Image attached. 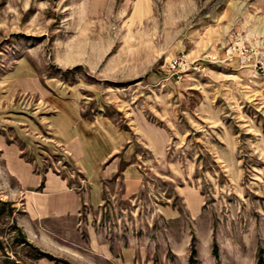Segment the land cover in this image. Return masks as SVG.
<instances>
[{"label":"rangeland","instance_id":"obj_1","mask_svg":"<svg viewBox=\"0 0 264 264\" xmlns=\"http://www.w3.org/2000/svg\"><path fill=\"white\" fill-rule=\"evenodd\" d=\"M182 54L193 66L177 82L167 63ZM30 74L76 91L86 112L100 103L122 126L141 115L169 136L158 161L135 134L144 187L107 195L94 223L108 240L138 239L141 264H190L192 248L196 264H264V0H0V88ZM34 100L0 103V139L39 116ZM14 203L0 188L3 253L56 264L25 240Z\"/></svg>","mask_w":264,"mask_h":264},{"label":"crops","instance_id":"obj_2","mask_svg":"<svg viewBox=\"0 0 264 264\" xmlns=\"http://www.w3.org/2000/svg\"><path fill=\"white\" fill-rule=\"evenodd\" d=\"M13 82L12 90L0 88V103H34L35 97L39 114L30 117L29 125L15 126L17 139H0V188L8 189L21 208L16 222L25 240L71 264H141L138 239L108 240L94 221L107 195L132 199L144 187L148 163L135 151V134L153 160L163 161L166 130L141 115L122 126L100 103L86 112L76 91L55 94L34 74ZM23 94L33 100L24 102ZM61 159L67 173H60ZM161 213L178 216L165 207ZM3 249L0 264H55L47 257L13 261Z\"/></svg>","mask_w":264,"mask_h":264},{"label":"built area","instance_id":"obj_3","mask_svg":"<svg viewBox=\"0 0 264 264\" xmlns=\"http://www.w3.org/2000/svg\"><path fill=\"white\" fill-rule=\"evenodd\" d=\"M244 45L238 46L239 56L243 63L250 60V57L247 54L248 50ZM227 52L229 53L230 49H228ZM192 66H193V61L189 60L187 55L182 54L168 61L167 72L174 81L178 82L182 78L183 73H185L187 70H190Z\"/></svg>","mask_w":264,"mask_h":264},{"label":"trees","instance_id":"obj_4","mask_svg":"<svg viewBox=\"0 0 264 264\" xmlns=\"http://www.w3.org/2000/svg\"><path fill=\"white\" fill-rule=\"evenodd\" d=\"M194 253H195V251L192 248L191 249V256H190V264H196L195 258L193 257ZM37 256L40 257V256H50V255L48 253H43L41 251H38V255ZM60 262H61L60 259H56V264H61ZM261 262H262V259H260L257 264H262Z\"/></svg>","mask_w":264,"mask_h":264}]
</instances>
